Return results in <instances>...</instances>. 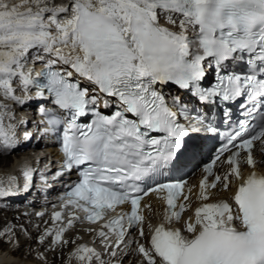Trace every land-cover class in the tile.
I'll use <instances>...</instances> for the list:
<instances>
[{
  "label": "snow or ice",
  "instance_id": "obj_1",
  "mask_svg": "<svg viewBox=\"0 0 264 264\" xmlns=\"http://www.w3.org/2000/svg\"><path fill=\"white\" fill-rule=\"evenodd\" d=\"M33 52L36 60H46L37 74L43 82L24 71ZM233 62L245 74L227 71ZM207 68L216 72V82L204 87ZM16 79L25 93L35 87V98L52 106L40 108L46 118L40 135L59 133L62 126L63 169L79 175L67 193L68 205L95 223L105 212L130 204V211L97 233L106 247L114 248L124 242L125 219L128 229L139 226L144 237L140 204L149 193L166 202L169 224L181 220L186 205L180 203L177 211L176 201L187 182L165 178L200 150L191 133L217 132L205 116L190 117L176 98L170 106L158 86L175 84L208 104L215 98H245L246 118L232 132L220 134L224 143L204 165L197 195L209 201V189L234 186L229 200L196 207L194 220L184 225L190 236L160 224L149 247L136 243L146 264H264V174L253 170L244 177L240 168L242 163L253 169L264 164V158L253 155L257 141L264 153V0H0V95L23 104L13 87ZM82 80L93 87H82ZM101 104L105 109L115 105V110L104 114ZM89 114V122H78ZM181 116L189 122L181 123ZM32 135L26 131L23 139ZM17 143L15 126L6 127L0 113V145L14 149ZM224 153L229 155L221 161ZM218 161L229 166L222 175L213 173ZM33 173L30 167L23 170L22 189L11 186L15 177L9 186L0 185V198L29 191ZM209 176H214L211 183ZM61 215L54 213L53 219ZM73 219L78 217L54 230L53 243H68L62 237ZM105 228L116 233L114 245ZM4 236L12 242V227L0 231ZM71 255L80 264H92L94 258L104 264L84 244Z\"/></svg>",
  "mask_w": 264,
  "mask_h": 264
},
{
  "label": "bare ground",
  "instance_id": "obj_2",
  "mask_svg": "<svg viewBox=\"0 0 264 264\" xmlns=\"http://www.w3.org/2000/svg\"><path fill=\"white\" fill-rule=\"evenodd\" d=\"M32 55L34 56V52L29 56ZM36 62L38 65L43 66L46 60H37ZM34 65L35 64L26 65L24 71L32 72V67H34ZM81 82L91 89L90 85L86 81L82 80ZM13 87L16 90L15 94L21 97V86H17L16 83H13ZM0 104L6 105L5 108H0V113L4 114L5 126L7 127L9 124L14 125L16 138L19 139L21 126L16 121H12L14 119H18L16 114L22 111V109L18 107L16 101L5 99L3 95H0ZM34 151L36 150H33V153ZM49 151L50 153L55 154L53 149H50ZM11 153L12 152H10L9 149H4L3 146L0 145V184L7 182V180H9L11 177H15L17 179L20 168H24L28 164H33L37 160V156L28 150H25L24 152H21L17 155ZM227 169L228 167L224 163H221V166L217 169V172L222 175ZM259 170L264 173V166ZM194 184V179H190L189 188L191 189V198L186 204L187 209L183 215V220L176 224V228H180L182 233L186 236H190L191 234L184 232V225L190 217L194 220V212L196 207L206 202H215L222 199L229 200L230 196L235 190V187L232 186L229 191H212L211 193L213 195L209 201H200L197 199L198 193L196 192ZM14 196L15 195L9 196L7 198H12ZM146 205H151V207L158 212L157 215H155L153 212H149V210L145 213L148 223L151 224L150 226L144 227L145 232H148L151 231L156 225L164 223V221L161 219L159 220L161 216V202L151 199ZM27 220L28 219L22 214L17 213V216H15V212L12 209L0 205V231H3L5 228L12 227L14 232L12 242L9 246L4 244L8 242V236L0 237V264H80V262L72 257L71 254L79 245H86V238L89 236V234L84 236V231L82 232V230L76 229L64 237L63 240L68 241L67 244H63L61 242L59 245H52L51 240H47L39 244L38 241L41 238L40 233L34 231L29 233L27 237L24 236L25 233L31 228L29 220ZM19 223L23 225L22 229L18 228ZM45 227L47 226L43 227L41 224L38 230L42 231V229ZM142 240V243L147 246L148 237L144 236ZM17 242L19 247L14 248L13 245ZM102 249L103 247H100V250ZM136 251V247L133 249H122L118 254H116V256L109 257L107 264H144L141 256L137 255ZM93 262L94 260L92 263Z\"/></svg>",
  "mask_w": 264,
  "mask_h": 264
},
{
  "label": "rangeland",
  "instance_id": "obj_3",
  "mask_svg": "<svg viewBox=\"0 0 264 264\" xmlns=\"http://www.w3.org/2000/svg\"><path fill=\"white\" fill-rule=\"evenodd\" d=\"M22 227H23V225L21 224V223H19V225H18V228H20V229H22ZM24 231V230H23ZM25 232V231H24ZM29 234V233H28ZM28 234H26L25 233V235L24 236H28ZM6 246H9L11 243H9V242H7V243H4Z\"/></svg>",
  "mask_w": 264,
  "mask_h": 264
}]
</instances>
